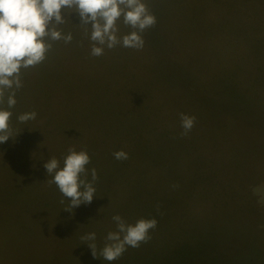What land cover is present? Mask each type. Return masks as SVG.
<instances>
[{
    "label": "rangeland",
    "instance_id": "obj_1",
    "mask_svg": "<svg viewBox=\"0 0 264 264\" xmlns=\"http://www.w3.org/2000/svg\"><path fill=\"white\" fill-rule=\"evenodd\" d=\"M144 2L157 23L142 49L92 56L73 14L62 26L73 40L49 41L46 59L22 69L15 107L7 94L0 104L12 112L0 264H264V0ZM180 113L196 118L186 136ZM70 147L90 155L88 180L98 175L93 201L72 212L44 168L51 157L62 168ZM114 215L158 225L109 262L99 254ZM91 232L98 258L81 240Z\"/></svg>",
    "mask_w": 264,
    "mask_h": 264
},
{
    "label": "clouds",
    "instance_id": "obj_2",
    "mask_svg": "<svg viewBox=\"0 0 264 264\" xmlns=\"http://www.w3.org/2000/svg\"><path fill=\"white\" fill-rule=\"evenodd\" d=\"M73 14L80 20L77 27L86 31L90 29L91 55L94 57L103 55L105 47L113 49L122 45L142 49L145 43L142 33L157 23L144 0H0V104L4 103L7 94L8 108L15 107L17 90L23 87L22 69L35 67L46 59L52 48L49 41L70 43L73 40L72 34H65L62 27L73 24ZM121 20L131 29L122 37L118 35ZM11 116L12 112L0 108V144L12 138ZM36 116L35 112L23 113L17 119L26 123ZM179 117L183 129L181 135L186 136L194 127L196 118L185 113H180ZM113 156L118 161L129 158L123 150L114 152ZM90 163L91 157L86 149L76 151L70 147L62 168L55 157L44 164L48 176L52 177L46 183L55 184L62 196L70 201L65 211L72 212L74 208L93 201L98 175L92 168L91 181L88 180L87 166ZM60 203L63 204L64 200ZM112 220L116 231L107 234L99 254L109 262L119 259L128 247L138 248L147 243L151 239L150 232L158 225L155 218H142L134 224L127 223L120 215H114ZM81 240L89 242L87 245L93 256L98 258L94 242L96 233H87Z\"/></svg>",
    "mask_w": 264,
    "mask_h": 264
}]
</instances>
